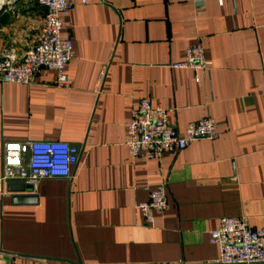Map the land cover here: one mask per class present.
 I'll use <instances>...</instances> for the list:
<instances>
[{"label":"crops","instance_id":"1","mask_svg":"<svg viewBox=\"0 0 264 264\" xmlns=\"http://www.w3.org/2000/svg\"><path fill=\"white\" fill-rule=\"evenodd\" d=\"M69 1L66 80L39 68L27 84L0 83V150L61 140L78 159L30 193L23 180L2 184L0 264H215L219 218L253 228L264 218V0ZM43 13L34 0H0V53L24 54ZM195 43L207 70L168 66ZM141 98L169 109L178 130L212 117L216 138L131 157L125 126ZM159 183L167 207L145 225L136 204Z\"/></svg>","mask_w":264,"mask_h":264},{"label":"built area","instance_id":"2","mask_svg":"<svg viewBox=\"0 0 264 264\" xmlns=\"http://www.w3.org/2000/svg\"><path fill=\"white\" fill-rule=\"evenodd\" d=\"M44 8L42 26L37 40L22 55L8 48L0 53V83L27 84L39 68L56 72L57 85L66 76L64 66L72 56V41L60 37L62 15L71 7L69 0H34ZM83 2V0H81ZM219 2L221 0H218ZM210 62L199 43L185 48L183 58L169 63L170 68H188L196 72L208 69ZM169 109L152 105L141 98L131 109L125 126L123 145L131 157L158 159L164 152L175 153L198 138L214 139L216 123L206 116L188 122L181 130L168 122ZM0 195L2 184L19 179L34 186L42 178H66L77 162L78 148L61 140L5 142L0 150ZM167 207L164 183L148 190V198L136 204L145 225L152 221V212ZM209 243L217 250L215 264H264V218L258 228L249 226L244 216L221 217L210 230Z\"/></svg>","mask_w":264,"mask_h":264},{"label":"water","instance_id":"3","mask_svg":"<svg viewBox=\"0 0 264 264\" xmlns=\"http://www.w3.org/2000/svg\"><path fill=\"white\" fill-rule=\"evenodd\" d=\"M31 190H32L31 185H29V184H27V183H25V184L23 185L22 189H20L21 192H26V193H30ZM22 197H24V196H22ZM25 198H26V197H25Z\"/></svg>","mask_w":264,"mask_h":264}]
</instances>
